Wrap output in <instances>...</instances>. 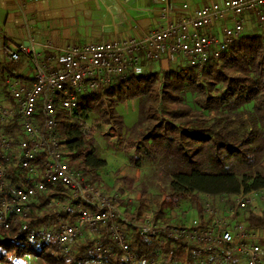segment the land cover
<instances>
[{"label":"trees","instance_id":"1","mask_svg":"<svg viewBox=\"0 0 264 264\" xmlns=\"http://www.w3.org/2000/svg\"><path fill=\"white\" fill-rule=\"evenodd\" d=\"M151 66L143 75L82 94L73 113L56 104L65 157L87 180L99 182L95 141L86 128L88 116L96 115L126 149L134 150L129 156L132 165L151 167L155 178L168 182L167 191L152 201L142 187L134 210H126L128 217L144 223L146 210L154 203L155 221L183 226L169 217L168 210L189 200L201 226L208 225L204 196L226 199L233 205V197L264 189V34H244L229 52L220 58L212 56L202 70L186 64L149 72ZM19 67L11 59L3 73L15 74ZM4 92L10 100L5 85ZM132 100L138 102V118L127 127L117 107ZM37 119L45 130L41 103ZM0 130L14 138L16 145L5 163L2 200L17 188L32 186L34 180L21 166L17 143L23 130L18 118L0 124ZM45 159L39 160L41 168ZM122 181L134 189L133 179ZM31 205L26 219L12 217L9 228L0 226V264H25L27 259L34 264H125L123 251L106 228L98 236L74 240L70 254L49 240L47 231L79 219L69 189L49 186ZM242 214L250 229L264 232V208L260 213L246 209L238 216ZM126 231L139 264H195L193 248L185 241L163 240L132 225ZM97 242L109 253L98 251ZM225 256L226 264H244L239 255Z\"/></svg>","mask_w":264,"mask_h":264},{"label":"built area","instance_id":"2","mask_svg":"<svg viewBox=\"0 0 264 264\" xmlns=\"http://www.w3.org/2000/svg\"><path fill=\"white\" fill-rule=\"evenodd\" d=\"M161 2L159 22L142 36L66 48L48 43L46 51L37 50L31 38L28 45H20L11 54L14 62L22 56L29 59L32 68L29 80L3 73L0 62V124L18 118L23 130L17 143L21 166L34 180L32 186L17 188L0 200V226L9 228L12 217L26 219L38 193L46 192L49 186L62 185L77 203L79 219L75 224L65 223L49 230L46 235L64 254H70L74 240L98 236L106 228L123 251L125 264H139L126 231L132 225L150 236L187 242L193 248L195 264H226V253L239 255L244 264H264V232L250 229L238 216L246 209L258 211L257 203H264V189L233 197V205L225 214L206 203L209 224L205 226L198 219L183 226H170L155 221L153 216L139 223L126 214L127 206H133L135 200L106 192L66 161L57 131V103L73 113L82 94L95 92L115 80L143 75L148 66L167 58H182L202 70L212 56L220 58L229 52L245 34L250 17H255L258 27L264 29V0H222L177 20L171 17L168 0ZM4 85L10 100L6 98ZM39 103L45 130L37 119ZM15 147L14 138L0 130V194L5 163ZM42 156L46 158L43 168L39 163ZM96 246L98 251L109 253L99 242Z\"/></svg>","mask_w":264,"mask_h":264},{"label":"crops","instance_id":"3","mask_svg":"<svg viewBox=\"0 0 264 264\" xmlns=\"http://www.w3.org/2000/svg\"><path fill=\"white\" fill-rule=\"evenodd\" d=\"M221 1L168 0L176 20ZM161 6V0H0V62L10 63L11 54L31 38L37 50L46 51L48 43L66 48L142 36L159 22ZM251 26L258 27L255 17L249 18L246 29ZM174 60L160 63L166 69ZM16 63L20 67L15 74L29 80V59L22 56Z\"/></svg>","mask_w":264,"mask_h":264},{"label":"rangeland","instance_id":"4","mask_svg":"<svg viewBox=\"0 0 264 264\" xmlns=\"http://www.w3.org/2000/svg\"><path fill=\"white\" fill-rule=\"evenodd\" d=\"M245 33H262L264 29L251 26L245 30ZM186 61L182 58H176L174 62L169 61V65H166V69H171L173 66H184ZM149 72L160 71L165 69L162 63H154ZM118 112L124 117L127 127H131L138 118V102L132 100L124 104H120L117 107ZM86 128L92 133V137L95 141L94 163L96 164V172L100 178L97 185L109 193L124 194L129 199L135 200L133 206H127L126 209L135 208L138 193L142 187H146L148 190L151 201L155 195L166 192L168 189V182L162 181L159 178L153 176V170L151 167L138 168L130 163L129 156L134 154V150L126 149L120 141V138L111 132L109 128L99 121V117L96 115H89L86 122ZM93 131H92V130ZM66 161L68 162L67 158ZM128 178L134 180V186L132 190L128 189L122 181V178ZM91 179V178H90ZM91 181L95 182L93 178ZM96 183V182H95ZM206 203H210L216 210L222 214L226 213L230 204L226 203V199L216 198L212 199L208 196H204ZM258 211L262 212L264 208L263 202L257 203ZM156 205L154 203L146 210L147 218L153 216ZM169 217L173 220H178L183 224H189L193 220L198 219L197 212L192 206L189 200H184L180 203L179 207L175 210H168ZM244 214V213H243ZM241 218L244 219V215ZM25 264H34L32 260L27 259ZM165 264V263H163Z\"/></svg>","mask_w":264,"mask_h":264}]
</instances>
